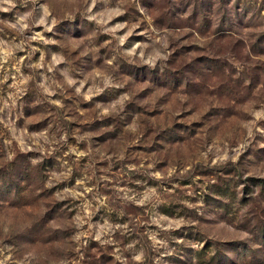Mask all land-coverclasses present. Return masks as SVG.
<instances>
[{"label": "rangeland", "instance_id": "obj_1", "mask_svg": "<svg viewBox=\"0 0 264 264\" xmlns=\"http://www.w3.org/2000/svg\"><path fill=\"white\" fill-rule=\"evenodd\" d=\"M0 264H264V0H0Z\"/></svg>", "mask_w": 264, "mask_h": 264}]
</instances>
